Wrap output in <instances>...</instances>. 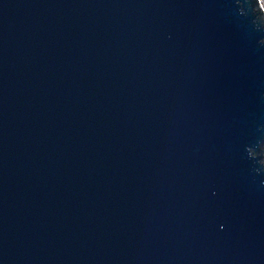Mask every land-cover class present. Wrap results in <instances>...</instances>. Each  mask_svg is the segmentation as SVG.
Returning a JSON list of instances; mask_svg holds the SVG:
<instances>
[{
	"label": "water",
	"instance_id": "water-1",
	"mask_svg": "<svg viewBox=\"0 0 264 264\" xmlns=\"http://www.w3.org/2000/svg\"><path fill=\"white\" fill-rule=\"evenodd\" d=\"M0 264H264L260 0H0Z\"/></svg>",
	"mask_w": 264,
	"mask_h": 264
},
{
	"label": "rangeland",
	"instance_id": "rangeland-1",
	"mask_svg": "<svg viewBox=\"0 0 264 264\" xmlns=\"http://www.w3.org/2000/svg\"><path fill=\"white\" fill-rule=\"evenodd\" d=\"M260 3H261V5H262V7L264 9V0H260Z\"/></svg>",
	"mask_w": 264,
	"mask_h": 264
}]
</instances>
